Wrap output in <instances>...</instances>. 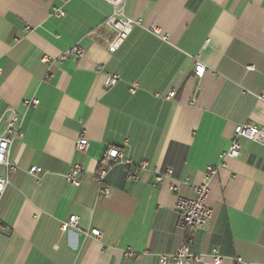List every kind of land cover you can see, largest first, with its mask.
Returning <instances> with one entry per match:
<instances>
[{
    "label": "crops",
    "instance_id": "0c3cea01",
    "mask_svg": "<svg viewBox=\"0 0 264 264\" xmlns=\"http://www.w3.org/2000/svg\"><path fill=\"white\" fill-rule=\"evenodd\" d=\"M111 13L105 0H0V134L13 112L23 130L16 170L0 165V264H160L183 241L177 195L193 197L208 166L214 216L194 232L204 259L190 264H264V145L243 140L220 159L236 125L264 127V0H126L141 23L113 53ZM109 147L148 165L136 180L115 167L104 197L96 175ZM76 164L79 186L66 180ZM169 166L174 176L157 182ZM71 215L78 228L65 229Z\"/></svg>",
    "mask_w": 264,
    "mask_h": 264
},
{
    "label": "built area",
    "instance_id": "2783aa9c",
    "mask_svg": "<svg viewBox=\"0 0 264 264\" xmlns=\"http://www.w3.org/2000/svg\"><path fill=\"white\" fill-rule=\"evenodd\" d=\"M67 2L69 0H60ZM112 6V13L106 19L105 25L108 26L114 32V37L106 39L107 47L110 52H115L120 44L127 38L131 33L133 27L141 23V19L136 20L128 17L125 13L126 0H105ZM57 14L65 15L64 9L56 11ZM153 32H159L157 27L151 29ZM74 53L81 57L85 51L82 47H75ZM205 67L198 63L196 65V74L198 76L203 75ZM120 76L118 74L107 76L105 80L106 86H115L119 82ZM134 91V89H132ZM175 91L169 93V97H174ZM260 98L264 100V91L261 93ZM25 103L29 106H38L39 101L37 99L26 100ZM21 118L18 113L13 112L10 119L8 120L6 129L0 134V165H4L8 171L16 170V166L9 160L10 149L17 137L23 135V130L20 125ZM252 141L264 145V127L254 123H243L235 126L233 135L230 141V145L227 150L220 154L221 165H225L227 158L237 157L240 155L243 147L242 141ZM87 147V142L83 138L80 139L76 148L80 152H84ZM148 163L146 161L141 164H136L130 156L121 148L109 147L106 153V158L102 162L99 168L96 181L98 184V192L100 196L108 197L111 195V189L106 183L107 175L115 167H123L126 169V178L128 180L138 179L139 170L146 169ZM31 174H39L42 172V168L39 166H32L29 169ZM85 169L79 165H74L73 168L66 175L68 183L79 186L82 179L85 176ZM217 172V167L208 166L207 173L204 180L199 185H192L191 189L194 192L193 197L177 195L176 207L180 213V223L183 229V241L179 248L173 254H161L159 256L160 264H190V262H198L204 259L203 256L195 254L191 246L194 243V232L206 226L214 216L213 210L208 206L207 199L209 195V182L213 175ZM174 176V168L169 166L163 172L155 173V179L157 182H162L165 177ZM9 184L8 176L0 175V201L5 193V190ZM171 189L175 192L179 190V182L175 181ZM78 217L71 215L69 220L63 223L65 229L69 227L78 228ZM92 234L100 236L101 232L99 229H92ZM217 261L221 260L219 256V250L215 248L213 250Z\"/></svg>",
    "mask_w": 264,
    "mask_h": 264
}]
</instances>
